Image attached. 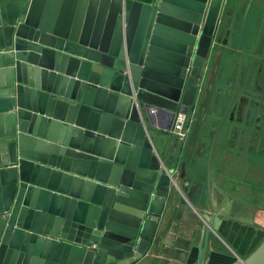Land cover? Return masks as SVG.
<instances>
[{
	"label": "water",
	"instance_id": "obj_1",
	"mask_svg": "<svg viewBox=\"0 0 264 264\" xmlns=\"http://www.w3.org/2000/svg\"><path fill=\"white\" fill-rule=\"evenodd\" d=\"M223 2L0 0V264L147 252L175 184L150 132L173 135L179 113L186 130ZM231 104L208 153L207 240L229 210L211 161ZM235 264H264V240Z\"/></svg>",
	"mask_w": 264,
	"mask_h": 264
},
{
	"label": "crops",
	"instance_id": "obj_2",
	"mask_svg": "<svg viewBox=\"0 0 264 264\" xmlns=\"http://www.w3.org/2000/svg\"><path fill=\"white\" fill-rule=\"evenodd\" d=\"M250 6L248 7V4ZM245 19L244 69L238 94L264 92V0H224L215 36L208 54L207 69L197 95L186 135L157 136L150 132L155 152L172 167L171 184L151 245L132 264H199L202 247L207 244L205 264H235L247 258L264 240V182L251 181L255 173L264 175V161L254 156L233 155L228 150L230 122H225L217 137L211 168L215 174L214 203L217 228L205 236L203 215L209 220L208 153L223 109L214 107L207 97L211 86L232 92L238 62L237 35ZM231 29L228 44L219 43L225 29ZM209 71V72H208ZM212 71L218 74L216 79ZM234 166H230V160ZM248 164L261 165L256 171ZM206 214V215H205ZM173 243V245L171 244ZM98 246V244H95ZM95 248V247H94Z\"/></svg>",
	"mask_w": 264,
	"mask_h": 264
},
{
	"label": "flooded vegetation",
	"instance_id": "obj_3",
	"mask_svg": "<svg viewBox=\"0 0 264 264\" xmlns=\"http://www.w3.org/2000/svg\"><path fill=\"white\" fill-rule=\"evenodd\" d=\"M242 25V24H241ZM240 29L238 31L237 43L238 47L240 46ZM231 36V29L227 27L223 36L221 37L219 43L227 45L229 38ZM216 37V36H215ZM244 39V33H243ZM240 48V47H239ZM239 49H238V62H237V72L239 67ZM208 63V58H207ZM244 65V52H243V41H242V74H243V67ZM207 69V64H206ZM205 69V72H207ZM204 72V74H205ZM209 72V71H208ZM213 73V71H212ZM203 74V77H204ZM241 74V77H242ZM216 79L218 78V74L215 72L212 74ZM237 77V74H236ZM203 80V78H202ZM202 82V81H201ZM213 81L209 83L207 88V97H209V101L215 107L222 108L224 105L226 98V104L223 109L222 115L223 116L229 105L231 104V100L234 94L233 87L232 92L226 91L223 88H217L215 86H211ZM260 99L255 96L254 91H247L243 95L237 93L231 104V108L227 113L225 122H230L232 124V129L229 134L228 140V150L231 151V156L233 155H246V156H254L259 160L264 161V92L259 96ZM230 166H234L233 160H230ZM249 170L256 171L257 169L262 168L261 165L256 164H248L247 165ZM256 175L253 178H250L251 181L254 180L258 183L264 182V175L261 173H255Z\"/></svg>",
	"mask_w": 264,
	"mask_h": 264
},
{
	"label": "built area",
	"instance_id": "obj_4",
	"mask_svg": "<svg viewBox=\"0 0 264 264\" xmlns=\"http://www.w3.org/2000/svg\"><path fill=\"white\" fill-rule=\"evenodd\" d=\"M185 115L184 113H179L177 115L174 128L172 129V133L178 135L179 137H184L186 135V130L183 131V122Z\"/></svg>",
	"mask_w": 264,
	"mask_h": 264
}]
</instances>
